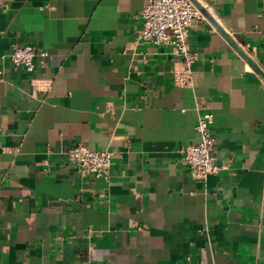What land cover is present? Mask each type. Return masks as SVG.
Listing matches in <instances>:
<instances>
[{
	"label": "crops",
	"instance_id": "crops-1",
	"mask_svg": "<svg viewBox=\"0 0 264 264\" xmlns=\"http://www.w3.org/2000/svg\"><path fill=\"white\" fill-rule=\"evenodd\" d=\"M147 2L0 9V264H264V81L203 16L177 84L173 46L138 37ZM204 4L264 72V0ZM206 112L220 170L200 181L181 151ZM78 143L113 152L108 178L69 160Z\"/></svg>",
	"mask_w": 264,
	"mask_h": 264
},
{
	"label": "built area",
	"instance_id": "built-area-1",
	"mask_svg": "<svg viewBox=\"0 0 264 264\" xmlns=\"http://www.w3.org/2000/svg\"><path fill=\"white\" fill-rule=\"evenodd\" d=\"M12 1L0 0V9L7 10ZM200 1L205 3L206 0ZM142 15L143 26L138 30V37L153 44L172 45L183 60V68L176 72V82L181 86H189L198 59L189 48V31L193 22L203 18V15L191 0H148ZM36 56L37 52L32 45H13L8 57L15 68L33 71ZM212 121L211 112L201 115L196 127L200 134L199 142L191 143L181 151L192 176L200 181H205L210 174L220 170L213 154L216 140L211 134ZM67 156L83 172L97 177L110 176L113 158L110 150H93L85 143H78L67 151Z\"/></svg>",
	"mask_w": 264,
	"mask_h": 264
},
{
	"label": "water",
	"instance_id": "water-1",
	"mask_svg": "<svg viewBox=\"0 0 264 264\" xmlns=\"http://www.w3.org/2000/svg\"><path fill=\"white\" fill-rule=\"evenodd\" d=\"M196 8L201 12V14L211 22V24L228 40V42L233 46V48L246 60V62L255 70V72L264 81V72L262 69L254 62L250 55L243 49V47L235 40V38L218 22L213 16L209 8L202 3L200 0H191Z\"/></svg>",
	"mask_w": 264,
	"mask_h": 264
}]
</instances>
